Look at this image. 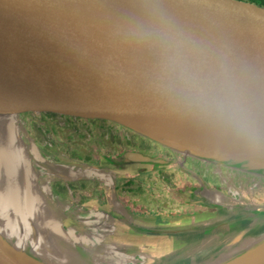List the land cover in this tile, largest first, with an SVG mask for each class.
<instances>
[{
  "label": "water",
  "instance_id": "water-1",
  "mask_svg": "<svg viewBox=\"0 0 264 264\" xmlns=\"http://www.w3.org/2000/svg\"><path fill=\"white\" fill-rule=\"evenodd\" d=\"M157 3L184 32L230 51L264 74L263 5L248 0ZM139 4L140 0H0V195L8 188L21 189L27 182L22 168L16 170L6 152L17 150L24 155L7 131L11 121L19 127L17 132L21 130L19 115L31 112V121L33 115L46 112L109 120L156 142L174 157L124 148L106 157L105 164L76 163L95 168L87 180L92 178L109 203L124 209L117 214L110 205L107 210L88 207L93 194L70 195L67 184L86 180L63 181V176L46 173L43 178L37 172L41 166L29 157L36 183H48L52 191L42 200L50 217L58 218L63 228L73 229L78 237L85 234L83 240L75 237L79 241L70 251L86 264H92L85 257L89 252L94 260L95 255L101 257L102 264L112 263L109 258L115 255H129L135 264H264V192L260 191L264 154L218 149L156 104L146 87L144 60L119 34V27L136 14ZM24 137L25 153L27 140L39 149L30 132ZM218 165L222 173L215 170ZM167 166L196 178L198 184L181 195L206 211L159 214L153 220L152 214H137L122 205L116 189L122 175L137 176ZM99 174L107 177L100 179ZM205 189L218 191L221 202H208ZM15 196L9 192L13 203ZM92 213L102 222L106 218L112 230L89 232L86 219ZM72 216L76 220L66 227L65 221ZM150 236L168 242L155 243ZM58 263L47 254L38 255L29 244L23 250L15 247L14 240L0 232V264Z\"/></svg>",
  "mask_w": 264,
  "mask_h": 264
},
{
  "label": "clouds",
  "instance_id": "clouds-1",
  "mask_svg": "<svg viewBox=\"0 0 264 264\" xmlns=\"http://www.w3.org/2000/svg\"><path fill=\"white\" fill-rule=\"evenodd\" d=\"M145 62L146 87L169 116L221 150L264 154V74L178 28L157 0L119 27Z\"/></svg>",
  "mask_w": 264,
  "mask_h": 264
},
{
  "label": "bare ground",
  "instance_id": "bare-ground-1",
  "mask_svg": "<svg viewBox=\"0 0 264 264\" xmlns=\"http://www.w3.org/2000/svg\"><path fill=\"white\" fill-rule=\"evenodd\" d=\"M19 117L22 120L21 130L17 132L19 130V127L12 126L13 122L11 121V125L8 127L9 130L7 131L10 135L13 136V139L19 144V146H21L25 156L17 150H13L10 153L8 151L6 152L8 161H13V166L16 168V170L22 168L24 175H26L25 177H27V182H23L21 189L18 188V190H13L8 188L6 192L0 195V232L3 233L5 237L12 238L14 240L15 247L23 250L29 244L31 245L32 249L37 252L38 255L44 257L47 254V256H51V258H55V260L60 262L58 264H86V262L79 257V254L75 253L74 251H70L69 249L74 243H77V241H79V239H76L75 237L82 239L84 238L83 235L85 234L82 233L80 234V237H78L73 229L68 230L63 228L58 218H55L53 216L50 217V214L47 212L48 208H46V204L42 200L43 198H45V196L52 195V191H50L48 183L44 186L40 182L36 183V172L32 168L29 157L33 164L35 162L37 163V157L44 159L46 161V164H48V167H41L40 169L38 168V174L39 172L40 175H42L43 172L54 173L55 176H63L61 177V180L63 181L68 179L80 178L86 180L88 184L91 185L92 178L91 180L87 179H89V176L92 177L95 174V168L76 165L75 157L71 155V152L69 153V156L65 154V157L62 158L56 157L57 155H52L53 151L50 153H46V156H42L39 149L36 148L31 140H27L28 145L26 146L28 151H26L28 154L25 153V146H23L21 140L26 142L24 136L27 132H30L31 125L36 126L38 129L42 128L43 125H40V123L37 121L34 122V120L36 119H33L31 121V112L23 113L21 114V116L19 115ZM15 118H18V116ZM102 120L105 119H96V122L92 120L88 122L86 121V124H93L94 126L97 124V126H100V122ZM105 121L110 123L112 122L109 120ZM86 124L85 122L83 123V125H85V128L83 129L81 128L79 130L76 127H74V129H78L82 134L90 137L93 133L86 132V130H88ZM113 124H115L116 126L120 125L117 123ZM64 132L65 131H63V133ZM3 136L4 138H6V135ZM55 136V140L58 145L66 146V139H69L72 145L76 146V149L87 145H94V139H92L91 137L89 141L86 140L84 142H80L72 140L69 137L61 138L62 135L57 131L55 132ZM7 139L9 141V137H7ZM73 152L74 151H72V153ZM221 168L222 166L218 165L215 170L218 173H222L223 171ZM227 175H229V173H225V176ZM98 176L100 177V179L107 177L104 174H99ZM67 190L69 191L70 195H79L78 192H74L71 190L69 184H67ZM9 192L16 195L14 203L9 199ZM203 194L206 200L211 203H219L222 200V196L218 191L205 189ZM223 198L225 199V197ZM117 206L119 207V205ZM97 216L100 218V214H97ZM103 221L104 222L100 221L92 213V215H89L86 219V222L89 225L87 230L89 232L111 231L112 225L107 224L106 218L103 219ZM97 239L98 241H101V237H98ZM84 241L86 240L84 239ZM116 256L119 255H115L114 257L110 256L109 260L112 262L110 264H135L131 256L129 255H120L119 257L115 258ZM91 263L102 264V259L101 257L97 258L95 255V260L93 259Z\"/></svg>",
  "mask_w": 264,
  "mask_h": 264
},
{
  "label": "rangeland",
  "instance_id": "rangeland-1",
  "mask_svg": "<svg viewBox=\"0 0 264 264\" xmlns=\"http://www.w3.org/2000/svg\"><path fill=\"white\" fill-rule=\"evenodd\" d=\"M46 113H49L50 115L46 114ZM46 113H42V115H40L41 119L45 122V123L40 124V125H43V127L38 129L36 126L31 125V129H30L31 134L37 140L38 148H39V151L42 154V156H46L45 155L46 153H50L53 151L52 155H54V156L57 155L56 157L62 158V157H65V154H67L69 156V153L71 152V155L73 157H75V160L79 161V162H76L78 164H82L83 162H91V163L94 162V163L105 164L106 163L105 158L108 156H116L118 153L117 150L122 151L124 148H131V149L134 148V149H138V150H141L144 152H149L151 154H156V155L160 154L162 156H166L169 158L174 157L173 152L166 151V149H161L158 146V144H156V142H154V141H152V140H150L144 136H141L138 138L134 137L135 134H134L133 130L121 127L120 125L116 126L115 124H113L115 122H113V123L100 122V126H97V124H96L95 127L93 124L87 125L85 123L88 130H89V131L86 130V132L93 133L90 136L92 139H94V145H92V146H90V145L84 146L83 145L84 147H79L78 149H76V146L72 145L70 140L66 139V138H65L67 140L66 146L58 145V143H55L53 141V139H56V136H55L56 131L62 135L61 138L69 137L72 140L80 141V142H84L86 140L89 141L90 137L85 135V134H82L79 131L81 128L82 129L85 128V125H83L84 122L77 120L76 124H78V123H80V124L73 125V124L69 123V118L68 117L66 118L67 114H58V113H51V112H46ZM44 116H47V118ZM64 120H66V121H64ZM35 121H37V120H34V122ZM74 127L78 128L79 130L74 129ZM63 131H65V132L63 133ZM134 145L139 147V148L130 147V146H134ZM72 151H74V152L72 153ZM179 156H180V159L183 158L182 153H180ZM104 161H105V163H104ZM37 164L43 168L48 167V164H46V161L42 158H39V157H37ZM170 172H171L170 174L172 176H169L166 172L164 173V176L171 177L173 179V183H174L173 186H176V184H178L181 181V177H183V176H181L180 172L178 173L176 171H173V169ZM46 174H50L52 176H55L54 173H47L46 172ZM183 174L185 175V177L183 179L189 181L190 175H188L186 173H183ZM41 176H43V178H45L44 174H42ZM46 177H48V176H46ZM97 177L100 178L98 175H97ZM144 177H146L145 178L146 180L148 178H151V179L160 178V177L154 178V177H151V175L144 176ZM248 178L256 180L253 176H250V175H248ZM131 179H135V178H131ZM136 180L137 179H135L134 182L131 181V184H130L127 182L128 181L127 177L122 175L118 179L116 189H117V194L119 195V198H121L120 201L122 202V205L124 204L123 206H125L126 202H127L128 206L131 205L130 208L132 209V211H134L137 214H142V213H147V211H152L153 213H152V217L150 219L154 220L157 217L156 214L158 212H160L161 209L165 210L169 216H173V215H176L179 213V212H177L178 209L180 211L183 209H190L189 211H192V210H195L198 208V206L195 204H191L190 206L188 205V203L185 201L184 196L181 195V193H183V192H176V189H168L166 187V185H163V184H157L151 188L150 184L149 185H146V184L140 185V184L135 182ZM193 180L196 182L195 184H198L196 178H194ZM161 181H163V180L161 179ZM84 182L87 183L86 181H84ZM84 182H81V181L74 182V183H71L70 186H71L72 190H75L74 192H76V190H78V188H79V187H77L78 184H81V185L83 184L84 187L79 188L78 193L82 194L83 196L88 195V194L89 195L93 194V197L95 199L87 201L88 207L105 209V207H108L110 205L114 209L115 214H117L119 210L124 211V209H122V208L119 209L117 207V203L113 202L111 204L106 200V197L104 195V191L102 190V188L100 186L96 185L97 183L94 182L95 183L94 184L92 182L93 186L94 187L96 186V188H94L90 185H87V184L85 185ZM125 182L128 183V184H126V187H125ZM152 182H153V185L156 184V183H154V181H152ZM260 182L262 185V188L260 189V191L264 192V190H263L264 180L260 181ZM163 183L165 184L166 182L163 181ZM190 187H192V186H190ZM179 195H181V198L179 197ZM64 196H66L68 198V200L70 199V197H68L69 196L68 194H64ZM260 200H262V199H260ZM82 201L83 200H81L80 202L82 203ZM81 203H79V204H81ZM105 210H107V209H105ZM171 214H173V215H171ZM56 216L58 217L59 214L56 213ZM74 220H76V218L73 216H72L71 221H69L67 219L64 223L65 226L69 227V225ZM131 250H134V249H131ZM81 254L83 256L86 255L85 257L88 259L89 263H91L93 261L91 252L85 253V255L83 253H81Z\"/></svg>",
  "mask_w": 264,
  "mask_h": 264
},
{
  "label": "crops",
  "instance_id": "crops-1",
  "mask_svg": "<svg viewBox=\"0 0 264 264\" xmlns=\"http://www.w3.org/2000/svg\"><path fill=\"white\" fill-rule=\"evenodd\" d=\"M119 153V152H118ZM167 167H170V166H167ZM191 167H192V165H191ZM172 169H173V171H176V172H180V174H181V176H183V177H181V181L178 183V184H176V186H173V179L171 178V177H166V176H164V173L166 172L169 176H172L170 173V171H172ZM131 171H132V169H131ZM175 173V172H174ZM184 172H181V171H179V170H177L176 168H172V167H170V168H167V169H157V170H152V171H145V172H142V173H140L139 175H137V176H135V175H133V176H131V178H135V179H137L135 182L136 183H138V184H140V185H143V184H146V185H151V188L153 187V186H155V185H157V184H163V185H166V187L168 188V189H176V192H183V193H185L186 192V190H187V188L188 187H190V186H195V185H197V184H195L196 182L193 180L195 177H193V176H189V181L188 180H184L183 178L185 177V175L183 174ZM148 175H151V177H154V178H157V177H160V178H157V179H151V178H148L147 180L145 179L146 177H144V176H148ZM130 177H127V182L128 183H131V182H129V181H132V182H134V180L135 179H131ZM161 179L164 181V182H166L165 184L163 183V181H161ZM152 181H154V183H156V184H154L153 185V182ZM127 183V184H128ZM170 185V186H169ZM189 185V186H188ZM188 186V187H187ZM125 187H126V184H125ZM179 197L181 198V195H179ZM128 205V203L126 202V206ZM188 205L190 206L191 204H189L188 203ZM130 207H131V205H130ZM190 209H183V210H177V212H179L178 214H176L177 216L178 215H180V214H182V213H188V212H194V211H206V207H204V206H199L198 205V208L197 209H195V210H192V211H189ZM131 211H132V209H131ZM164 212V213H163ZM153 212L152 211H147V213H145V214H152ZM159 214H163V215H168L167 213H166V211L165 210H163V209H161V211L160 212H158L156 215H159ZM171 215H173V214H171ZM139 236V238H144L145 236H142V235H138ZM148 239L150 240V241H153V242H155V243H159V244H167V238H161V237H157V236H150V237H148Z\"/></svg>",
  "mask_w": 264,
  "mask_h": 264
},
{
  "label": "flooded vegetation",
  "instance_id": "flooded-vegetation-1",
  "mask_svg": "<svg viewBox=\"0 0 264 264\" xmlns=\"http://www.w3.org/2000/svg\"><path fill=\"white\" fill-rule=\"evenodd\" d=\"M70 116H71V115H67L66 118L68 117L69 119H72L74 125H76L77 120L82 121V122H85V123H87V122L90 121V120L96 122V119H88V118L75 117V116H71V117H70ZM86 121H87V122H86ZM101 122H107V121L102 120ZM111 123H112V122H111ZM94 127H95V126H94ZM121 127H123V126H121ZM132 132H133V131H132ZM134 134H135L134 137H136V138L141 137V135H139V134H137V133H135V132H134ZM53 141L56 143V140H55V139H53ZM130 147H132V146H130ZM133 147L139 148V147H137V146H135V145H134ZM119 151H120V150H117V152H119Z\"/></svg>",
  "mask_w": 264,
  "mask_h": 264
},
{
  "label": "built area",
  "instance_id": "built-area-1",
  "mask_svg": "<svg viewBox=\"0 0 264 264\" xmlns=\"http://www.w3.org/2000/svg\"><path fill=\"white\" fill-rule=\"evenodd\" d=\"M46 114H49V113H46ZM42 115V114H41ZM50 115V114H49ZM53 116V115H52ZM58 116V115H57ZM62 116V115H61ZM44 117H46L47 118V116H44ZM60 118V117H59ZM33 119H36L40 124H42V123H45L42 119H41V117H40V115H33ZM64 121H66V120H64ZM69 123L70 124H73V120L72 119H69ZM67 125V124H66ZM74 125V124H73Z\"/></svg>",
  "mask_w": 264,
  "mask_h": 264
},
{
  "label": "trees",
  "instance_id": "trees-1",
  "mask_svg": "<svg viewBox=\"0 0 264 264\" xmlns=\"http://www.w3.org/2000/svg\"><path fill=\"white\" fill-rule=\"evenodd\" d=\"M248 1L256 2V3L264 6V0H248ZM125 184H127V182H125ZM58 186H59V184H58Z\"/></svg>",
  "mask_w": 264,
  "mask_h": 264
}]
</instances>
